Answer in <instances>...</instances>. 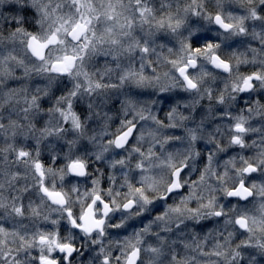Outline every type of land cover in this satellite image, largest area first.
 I'll use <instances>...</instances> for the list:
<instances>
[{"label":"clouds","instance_id":"9594fccd","mask_svg":"<svg viewBox=\"0 0 264 264\" xmlns=\"http://www.w3.org/2000/svg\"><path fill=\"white\" fill-rule=\"evenodd\" d=\"M46 261L264 264V0H0V264Z\"/></svg>","mask_w":264,"mask_h":264},{"label":"snow or ice","instance_id":"6c2138e0","mask_svg":"<svg viewBox=\"0 0 264 264\" xmlns=\"http://www.w3.org/2000/svg\"><path fill=\"white\" fill-rule=\"evenodd\" d=\"M217 22L219 23L220 22V18L219 17H217ZM83 27L84 26H82V25H76V28H74L73 29V31H76V29H81V30H83ZM225 27H230L229 25H225ZM213 59H215V57H213ZM55 67V66H54ZM223 67H227L226 65H223ZM189 86L190 87H194V85H192L191 84V82H189ZM238 129H239V126H238ZM20 155H25V153H21ZM74 169L75 168H82V165H79V164H74L73 166H72ZM36 169H37V171L39 172L40 171V165L39 164H37L36 165ZM81 174H82V172H81ZM48 195L49 196H52L53 194L52 193H48ZM56 196H59V194L57 193V194H55ZM61 202H62V200H61ZM42 242H43V240H42ZM61 250H63V249H61ZM69 251H71V249H69ZM44 264H51V262H44Z\"/></svg>","mask_w":264,"mask_h":264}]
</instances>
